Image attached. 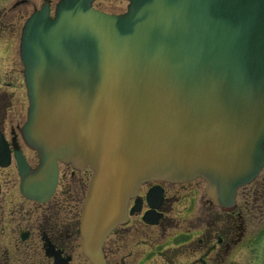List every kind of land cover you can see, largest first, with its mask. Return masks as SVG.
<instances>
[{"label": "water", "instance_id": "water-1", "mask_svg": "<svg viewBox=\"0 0 264 264\" xmlns=\"http://www.w3.org/2000/svg\"><path fill=\"white\" fill-rule=\"evenodd\" d=\"M92 1L59 0L52 18L43 5L23 26L22 136L39 164L19 158L18 168L22 195L42 203L59 163L93 171L81 251L106 264L102 244L141 183L201 178L228 208L264 165V0H128L119 15ZM156 195L147 192L151 208ZM139 208L135 200L129 214Z\"/></svg>", "mask_w": 264, "mask_h": 264}, {"label": "flooded vegetation", "instance_id": "flooded-vegetation-1", "mask_svg": "<svg viewBox=\"0 0 264 264\" xmlns=\"http://www.w3.org/2000/svg\"><path fill=\"white\" fill-rule=\"evenodd\" d=\"M98 1L102 0H93L94 9L108 14L122 13L105 11L97 5ZM57 2L0 0V80L4 83L0 88V264H56L54 258L46 254L48 248L60 250L63 257H70V264L74 250L72 243L75 238L81 240L79 219L73 218L68 203L77 205L79 193L72 190L73 185L67 188L66 194L56 193L61 171L54 193L45 203L29 200L20 191L18 159H22L30 169H34L39 161L37 153L26 146L21 133L27 114L19 52L21 33L26 20L43 5L48 7L52 18ZM1 68L7 69L6 74H1ZM69 173L76 172L69 168ZM74 184L82 190V184ZM156 185L160 186L151 184L148 189ZM160 187L163 189V201L159 211L164 217L163 205L171 196H168L170 191ZM176 191L185 193L184 188ZM186 194L183 199L190 197V191ZM205 198L207 200L202 204L205 208H199L190 221H159L157 225L150 226L140 219L148 227L162 226L163 235L166 234L164 242H170L165 245L162 263L264 264V165L251 182L237 190L231 207L218 208L206 195ZM175 199L180 200L181 197L176 196ZM183 209L190 215L188 207ZM217 212L227 217L218 218ZM130 223L131 218L110 235L123 236L122 230ZM70 247L73 250L68 251ZM102 252L108 264L104 245Z\"/></svg>", "mask_w": 264, "mask_h": 264}, {"label": "rangeland", "instance_id": "rangeland-1", "mask_svg": "<svg viewBox=\"0 0 264 264\" xmlns=\"http://www.w3.org/2000/svg\"><path fill=\"white\" fill-rule=\"evenodd\" d=\"M53 2L55 3L56 0H53ZM127 4L128 1L126 0H102L97 2L99 7L108 12H112L113 10H116L114 12H124ZM6 70L7 69L5 68H1V74H6ZM1 81L2 80H0V88H2V85L4 84ZM59 171H61V177L59 179L60 182L58 187L56 188V193L66 194V191L68 190L67 188L70 185H73V187L76 188L74 189L72 187V190H78L79 200L77 205L68 201L69 206L72 209V216L77 221L81 212L82 199L86 193L91 171L86 170L81 173L76 172L70 174L69 167L66 165H60ZM74 182L82 184V190L78 188ZM156 183L158 182H150L146 185L143 184L139 189L140 197L144 199L148 187L151 184ZM159 184L163 188H166L167 191H170L168 196H171V199L169 198V200H167L166 205H163V210H165L166 214L164 217L162 216L159 221H190L189 219L194 217L199 208H205V206H202V204L207 200L205 198V182L203 180L194 179L193 181L177 185L158 183V185ZM182 188H184L185 193H177L176 190H181ZM188 191H190V197L188 199H183V197L187 195L186 193ZM173 193H176L175 197L172 196ZM176 196L181 197V199L176 200ZM171 200L174 201L172 202ZM74 205H76V207ZM145 207L146 206L144 205L142 211H144ZM185 207L189 208L188 210L190 211V215L183 212V208ZM140 216L141 213L134 214L130 217L132 223L129 224L128 228L122 230L123 236L120 237V235L116 236L113 234L107 238L104 243V254L108 264H163L162 255L164 248L165 245L170 242H164L166 234L163 235L162 226L158 225L156 227H148L143 225L140 222ZM187 216L189 217L184 219V217ZM217 216L218 218L224 217L220 214V212H217ZM119 232L121 233V230H119ZM80 243L81 240L79 238H75L72 243L74 250L71 247L67 249L68 251L73 250V258L70 264H89V262L81 254ZM135 251L137 255H135Z\"/></svg>", "mask_w": 264, "mask_h": 264}]
</instances>
